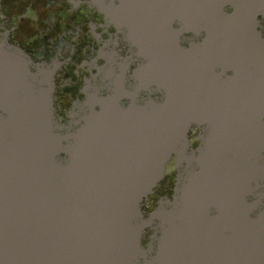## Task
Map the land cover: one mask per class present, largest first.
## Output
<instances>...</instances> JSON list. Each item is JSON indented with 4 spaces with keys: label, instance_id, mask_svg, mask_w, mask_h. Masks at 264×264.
Returning <instances> with one entry per match:
<instances>
[{
    "label": "water",
    "instance_id": "obj_1",
    "mask_svg": "<svg viewBox=\"0 0 264 264\" xmlns=\"http://www.w3.org/2000/svg\"><path fill=\"white\" fill-rule=\"evenodd\" d=\"M97 1L132 55L66 118L57 68L0 31V264H264V0H154L189 46L149 35L142 2Z\"/></svg>",
    "mask_w": 264,
    "mask_h": 264
},
{
    "label": "flooded vegetation",
    "instance_id": "obj_2",
    "mask_svg": "<svg viewBox=\"0 0 264 264\" xmlns=\"http://www.w3.org/2000/svg\"><path fill=\"white\" fill-rule=\"evenodd\" d=\"M132 1L147 5L151 18L149 35L175 36L186 46L197 41L199 35L181 18L171 20V7L159 10L154 0ZM98 6L97 0H1L0 31L33 59L47 61L57 68L55 104L64 118L77 101L85 99L91 83L103 84L112 59L116 66H121L132 55L133 46L125 30ZM161 11L167 16L161 15L159 21L166 22L167 18L168 30L155 21V14ZM259 102L264 109V97ZM199 133V128L194 127L189 134L195 149L200 145ZM170 162L164 180L147 202L149 211L162 197H173L177 172L175 159Z\"/></svg>",
    "mask_w": 264,
    "mask_h": 264
}]
</instances>
